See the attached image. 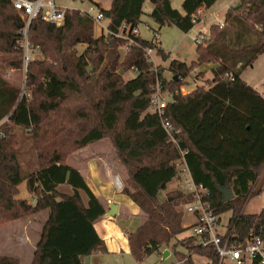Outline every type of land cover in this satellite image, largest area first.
Listing matches in <instances>:
<instances>
[{
    "label": "trees",
    "instance_id": "trees-1",
    "mask_svg": "<svg viewBox=\"0 0 264 264\" xmlns=\"http://www.w3.org/2000/svg\"><path fill=\"white\" fill-rule=\"evenodd\" d=\"M146 1L112 0L109 9L97 7L110 31L129 35L140 24ZM217 1L184 0L181 13L170 0H155L149 16L160 27L176 26L189 33L194 18L201 19L198 11L210 10ZM240 2L226 13L225 26H212L211 36L197 45L196 61L172 60L173 77L165 78L162 70L158 77L174 97L166 116L182 131L192 177L209 191L219 223L222 215L231 213L223 235L235 244L251 236L264 239V208L244 212L249 201L264 192L253 190L264 169V96L242 78L264 54V0ZM23 26L12 1L0 0V53L16 55L15 66L22 67ZM132 38L136 45L114 35L96 37L94 21L76 10L67 12L60 27L40 16L29 29V39L40 51L27 73L30 98L21 97V90L0 76V123L8 119L0 126V226L48 212L31 264H85L86 258L106 251L95 228L106 209L80 171L68 164L74 152L103 139L111 141L126 168L123 193L146 217L129 235L135 260L141 263L176 240L178 261L195 264V254L206 258V264H221L215 248L204 247L197 237L178 240L187 229L177 210L185 202L184 192L161 197L174 179H181L175 166L179 153L150 108L157 82L145 57L150 43ZM82 44L87 48L80 54L77 46ZM157 55L169 57L161 48ZM207 62L217 63L213 79L184 95L186 79ZM129 71L136 75L125 78ZM15 128L32 140L37 168H23ZM23 183L33 203L18 198ZM63 186L71 193L62 192ZM224 189L233 193L232 200L225 201ZM179 245L186 253L177 250ZM0 264L19 261L0 256Z\"/></svg>",
    "mask_w": 264,
    "mask_h": 264
},
{
    "label": "rangeland",
    "instance_id": "rangeland-1",
    "mask_svg": "<svg viewBox=\"0 0 264 264\" xmlns=\"http://www.w3.org/2000/svg\"><path fill=\"white\" fill-rule=\"evenodd\" d=\"M172 7L178 10L181 13H185L183 9L184 0H170ZM112 0H56V3L61 7H68L70 9H86L91 5H101L105 9H109L111 6ZM235 5H241L240 0H218L216 4L208 11H205L203 19L208 18V16L213 17L214 15H220L225 17L226 13L231 7ZM154 9L153 0H147L144 6V15L141 18V22L138 26L140 31V37L144 40H147L150 44H155L156 39L161 42L160 48L168 54V59L164 60L162 57L156 55V61L160 66V70L163 72V76L167 79L173 77L171 71H169V65L172 60H180L191 64L193 61L197 60V44L193 41V36L196 35L197 31L201 28L200 25H197L195 29L189 33H184L182 30L176 26H165L160 27L156 24L151 18L150 14ZM202 19V20H203ZM204 21V20H203ZM213 20L209 19L208 23L205 26V30H209L213 25ZM104 25H108V21H104ZM97 35L95 28V36ZM211 36V30L207 35V38ZM86 45H78L77 50L79 53H83L86 50ZM19 57L12 54L0 53V76L3 77L9 84L19 88L23 92L24 83V72L21 65L15 66L14 61H17ZM217 63L207 62L199 67L198 71L194 72L191 77L186 79L187 84L183 85L186 91H192L196 86L204 85L207 80L213 79V69H215ZM202 72V74H200ZM122 74L124 71L121 72ZM198 74V75H197ZM200 74V75H199ZM136 75L135 71H129L128 75L125 74V78L134 77ZM242 78L244 81L254 88L256 91L263 93L264 92V54H261L254 63L243 71ZM194 79V80H193ZM28 91L27 84L25 85ZM30 98V97H29ZM8 119L3 120L0 123V126L5 125ZM16 137H18L19 145L18 151L21 153L22 157L20 160L22 166L25 170L30 168L32 165L33 168L36 167L35 164V154L33 150V142L30 139L29 135L25 133L22 129L15 128ZM105 142L111 146L110 140L105 139ZM70 158V157H69ZM24 160V161H23ZM69 161V160H68ZM33 162V163H32ZM37 168V167H36ZM171 189H177L175 192H186L185 183L183 180L174 179L170 184ZM62 192L71 193L68 187H61ZM264 189V169L259 176V180L254 185V192ZM172 192H166L163 194V199L170 195ZM173 194V193H172ZM20 199L27 200L33 203L31 195L27 192L26 184L23 183L20 186ZM177 202V201H176ZM186 202V199H185ZM185 202L178 205L177 210L183 213V225L187 228L178 236V240H183L187 237L193 235L191 229V224L194 222L193 217L187 212V207L184 204ZM264 208V192L256 195L252 200L249 201L245 207L244 212L247 214H255L262 211ZM47 211H43L32 216H29L25 219L12 221L6 225L0 226V256L15 255L13 258L19 261V264H31L33 261V254L35 252V247L40 241L43 223L47 217ZM231 216V213H225L221 216V223L219 224V230L221 233L224 231V225H227V222ZM176 241L175 248L178 245ZM172 247V245H171ZM174 247H172L173 249ZM174 248V249H175ZM178 251L183 250L182 246L177 247ZM165 249V248H164ZM198 261L197 255H193ZM192 256V257H193ZM109 264H168L176 260V253L163 261L161 256L157 253L149 256L143 262L138 263L132 254H123V255H113L107 254L103 256ZM204 264H206L207 259L202 258ZM177 260H180L177 257ZM200 264V263H199ZM226 264H233L231 261H227Z\"/></svg>",
    "mask_w": 264,
    "mask_h": 264
},
{
    "label": "built area",
    "instance_id": "built-area-1",
    "mask_svg": "<svg viewBox=\"0 0 264 264\" xmlns=\"http://www.w3.org/2000/svg\"><path fill=\"white\" fill-rule=\"evenodd\" d=\"M14 8L21 14L24 26L19 31L21 38L20 45L23 51V72L24 83L26 85L27 73L30 64L34 59L40 55L38 47L33 45L29 39V29L34 19L42 17V19L48 23L54 24L58 27L62 26L66 19V14L69 10H76L81 15L91 18L95 23V28L98 37L102 35L122 37L129 42V45L135 43L134 38L139 37L140 31L138 27H135L129 32V35L124 33L114 34L109 30L107 25H104L105 17L102 11L95 5H91L86 9H70L68 7H61L56 3V0H11ZM203 11L199 10L197 17L194 18L193 23L195 27L200 25V29L196 35L193 36V41L197 45L203 44L209 30H205L206 21L202 20ZM213 25L223 28L225 26V18L220 15H214L211 17ZM211 26V27H212ZM210 27V28H211ZM192 29V30H193ZM191 30V31H192ZM129 31V29H128ZM130 33L133 35L130 37ZM161 42L156 39L155 44L147 46L145 51V57L147 61L153 65V69L157 75V82L154 85V93L150 99V108L159 119L165 134L170 141L176 147L179 158L175 162V166L179 173V177L184 181L187 191L185 194L187 212L195 216L196 223L192 226L193 235L197 237L204 247L213 246L217 252L219 261L221 264H225L227 261H231L233 264H264V239L259 236H251L245 243H232L230 239H226L223 233L219 230V218L215 214L211 203L208 200L209 191L203 186L197 184L191 174L188 166L186 155L188 150L183 147L184 140L182 139V131L177 128L174 123L166 116V108L170 102V94L163 88L162 82L159 77L160 67L156 61V55L160 49ZM128 47L124 50L127 51ZM196 72V71H195ZM23 86V92L21 91V97H30V94ZM264 96V95H263ZM170 264H190L187 261H177Z\"/></svg>",
    "mask_w": 264,
    "mask_h": 264
},
{
    "label": "crops",
    "instance_id": "crops-1",
    "mask_svg": "<svg viewBox=\"0 0 264 264\" xmlns=\"http://www.w3.org/2000/svg\"><path fill=\"white\" fill-rule=\"evenodd\" d=\"M204 15L205 12L203 11L202 19ZM209 19H211L210 16L203 20L206 21L207 24ZM96 37H98V35H96ZM181 91L185 95L193 90L186 91L182 88ZM262 95H264V92ZM110 144L111 146L105 142V139L97 141L74 152L68 161L69 166L80 171L90 190L100 199L106 209V215L95 225L97 233L105 242L106 251L86 258L85 264H109V262L103 257L107 254H132L129 246V235L135 233L146 220L142 210L129 196L123 193L128 179L127 171L118 159L116 150L111 142ZM180 180L181 179H179V181ZM170 184L168 185L167 190L161 193V197H163V194L166 192L168 193L177 190H172ZM111 204L117 206V213L115 216H107ZM190 216L194 219V222L191 224L192 229V226L196 223V218L195 216ZM47 219L48 213L43 226ZM175 244L176 240L172 241L170 245L162 247L160 251L157 252L163 261H166L175 253ZM171 245L174 247L173 249ZM167 251L169 252V256L167 259H164V254ZM180 252L186 253L184 248ZM11 256L14 257L15 255ZM197 257H199L198 261L194 256L192 257L193 262L195 264H204L202 257ZM177 261L176 257V260L170 263Z\"/></svg>",
    "mask_w": 264,
    "mask_h": 264
},
{
    "label": "water",
    "instance_id": "water-1",
    "mask_svg": "<svg viewBox=\"0 0 264 264\" xmlns=\"http://www.w3.org/2000/svg\"><path fill=\"white\" fill-rule=\"evenodd\" d=\"M153 2H155V0H153ZM240 5H238L237 7H239ZM174 100V97L171 96L170 98V103H172ZM223 194H224V197H225V201H230L234 198V195L233 193L229 190V189H224L223 190ZM117 206L114 205V204H111L110 205V211L107 213V216H115L116 215V208ZM169 256V252L167 251L165 254H164V259H167V257Z\"/></svg>",
    "mask_w": 264,
    "mask_h": 264
}]
</instances>
